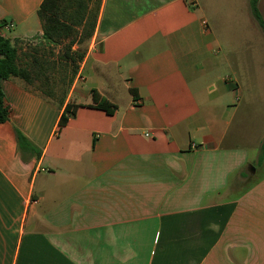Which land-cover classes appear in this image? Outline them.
Here are the masks:
<instances>
[{"label":"crops","instance_id":"0c3cea01","mask_svg":"<svg viewBox=\"0 0 264 264\" xmlns=\"http://www.w3.org/2000/svg\"><path fill=\"white\" fill-rule=\"evenodd\" d=\"M44 1L0 0V35L32 39L33 68L70 78L63 104L2 82L0 264H264V31L250 0H82L85 22L58 45L43 39ZM68 50L83 55L72 81Z\"/></svg>","mask_w":264,"mask_h":264},{"label":"trees","instance_id":"16d2710c","mask_svg":"<svg viewBox=\"0 0 264 264\" xmlns=\"http://www.w3.org/2000/svg\"><path fill=\"white\" fill-rule=\"evenodd\" d=\"M65 1L66 0H45L41 5L39 18L43 26V39L47 44L58 45L62 39L73 36L76 33V28L82 26L85 22L88 10L86 5L82 3V0H68L69 7H61L60 5ZM257 5L258 0H250L253 16L264 31V23L259 14ZM89 20L91 21L92 19ZM90 21H87L85 28L94 27L92 24L93 22L91 21L92 23H90ZM4 25L5 22L1 23L0 28ZM73 43L74 42H71V45H73ZM30 50L31 54H25V58L27 60L29 59L30 62L25 61L21 64L19 43L17 41L13 43L11 40L0 36V125L7 123L10 115L9 108L5 106L4 102L5 96L2 90V82L15 78L24 81L28 85H33L35 78L39 76L38 73L40 72H33L34 68L32 69L33 65H37V63L40 64L39 60L32 56V51L37 52V50L34 48H30ZM61 59L73 65L72 81L73 77L77 74V63L83 60V55L77 54L76 57L71 56L69 51V53L66 52ZM35 67L36 69L38 68V66ZM42 67L43 66H41L40 69H44ZM44 96L54 100L55 93L50 90L48 94L45 93ZM64 99L65 96L60 98L58 102L63 104ZM93 100L95 101L94 108L103 110L108 115H113L115 113L116 107L102 98L96 91L93 92ZM78 108L79 106L70 104L66 106L59 122L60 129L67 125L70 118L75 117ZM16 138L21 150L29 151L33 155L39 154L36 147L19 130H16ZM261 149L264 155V143Z\"/></svg>","mask_w":264,"mask_h":264},{"label":"rangeland","instance_id":"374dc122","mask_svg":"<svg viewBox=\"0 0 264 264\" xmlns=\"http://www.w3.org/2000/svg\"><path fill=\"white\" fill-rule=\"evenodd\" d=\"M15 35H17V32L15 30L5 31V36L7 38H12ZM20 44H21L19 46L20 58H21V64H23L26 61L25 54H28V53L31 54L30 48H33L34 44H36V43L32 39L31 40L29 39V40H26L24 42H21ZM82 48L83 49L87 48V45L84 44ZM29 62H30V60H29ZM32 69H33V67H32ZM33 70H34L33 72L38 73L37 70H35V69H33ZM55 70H56V68L55 69L53 68L51 71L52 73L49 74V72H48L49 69H48V67H46V69L44 70L43 73L42 72L38 73L39 74L38 78H35L34 84L30 85L29 88H34L36 91H38L39 93H42L44 95H45V93L48 94V92L50 90H52L55 93L54 101L60 100V98L64 97L67 94V92L69 91V88H70L69 83H68L70 80L69 74H68L69 72L64 73V71L61 67V70H58V73L53 74V71H55ZM222 73L224 76L230 75V71L228 69L224 70ZM212 92H214V89H212ZM238 97H239V95H238ZM263 160H264V157H263ZM263 175H264V171L258 170L256 178L262 177Z\"/></svg>","mask_w":264,"mask_h":264},{"label":"built area","instance_id":"2783aa9c","mask_svg":"<svg viewBox=\"0 0 264 264\" xmlns=\"http://www.w3.org/2000/svg\"><path fill=\"white\" fill-rule=\"evenodd\" d=\"M11 27H13V26H5V30L4 31H7V30H9ZM1 37H3L2 35H0Z\"/></svg>","mask_w":264,"mask_h":264}]
</instances>
